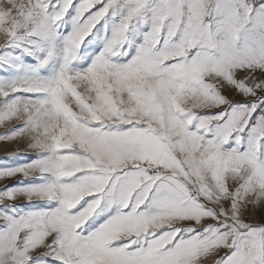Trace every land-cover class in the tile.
Wrapping results in <instances>:
<instances>
[{
    "label": "snow or ice",
    "instance_id": "snow-or-ice-1",
    "mask_svg": "<svg viewBox=\"0 0 264 264\" xmlns=\"http://www.w3.org/2000/svg\"><path fill=\"white\" fill-rule=\"evenodd\" d=\"M0 264H264V0H0Z\"/></svg>",
    "mask_w": 264,
    "mask_h": 264
},
{
    "label": "rangeland",
    "instance_id": "rangeland-1",
    "mask_svg": "<svg viewBox=\"0 0 264 264\" xmlns=\"http://www.w3.org/2000/svg\"><path fill=\"white\" fill-rule=\"evenodd\" d=\"M3 129L0 128V132H2ZM24 145L22 143L16 144V143H7V142H0V165H3L5 163H16L17 161H9L6 160V157L8 156L10 151H15L18 148L23 149Z\"/></svg>",
    "mask_w": 264,
    "mask_h": 264
}]
</instances>
